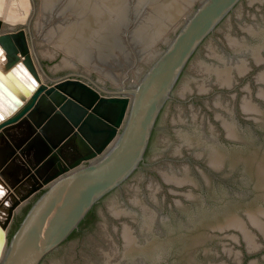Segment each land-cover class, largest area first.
<instances>
[{"label": "water", "instance_id": "obj_1", "mask_svg": "<svg viewBox=\"0 0 264 264\" xmlns=\"http://www.w3.org/2000/svg\"><path fill=\"white\" fill-rule=\"evenodd\" d=\"M242 1H197L180 18L172 36L167 37L164 48L142 76L131 81L127 71L114 88L74 70L55 77L45 70L36 53L31 26L37 8L35 0H30L32 20L27 31L0 23V46L7 58L5 70L0 69V264H42L78 228L95 204L121 188L144 162L155 122L174 97V89L183 84L180 94L192 90L189 79L198 77L195 71L213 77L219 85H230L233 71L244 72V62L225 61L218 55V46L210 45L221 36L215 31L227 19L228 29L232 30L236 23L254 33L256 26L250 19L254 11L247 5L264 4V0H246L238 6ZM224 35L236 39V34L230 31ZM202 45H207L208 54L220 63H204L207 50L203 51ZM250 52L255 60L260 59L256 49ZM193 80L197 89L204 91L205 86ZM165 113L166 124H170L176 113L170 106ZM225 125L227 134L233 135L231 126ZM191 136L186 129L180 134L186 142L191 141ZM164 140L170 143L174 139L167 135ZM207 155L211 165L222 164V156L213 146ZM258 166L264 189V166ZM143 177L134 184L132 194L136 196L148 188L152 199L155 186L145 179L147 176ZM164 178L176 183L184 181L168 173H164ZM33 198L18 227L9 235L16 214ZM139 199L145 202L138 195L134 198L135 205ZM109 200L108 207L114 213L128 210L119 197ZM142 212V226L148 229L153 216L145 207ZM263 214L261 207L245 211L249 223L261 232H264ZM128 224V228L123 226L120 230L125 246L121 259L144 252L147 247L137 243L131 233L134 227ZM247 226L237 215L218 224L220 229L240 230L249 249H254L261 240ZM105 231L111 233L109 225ZM91 233L84 234L88 243L94 237ZM222 242L227 257L210 264L238 263V248L229 239ZM102 261L117 263L108 257ZM245 263L258 264L251 260Z\"/></svg>", "mask_w": 264, "mask_h": 264}, {"label": "flooded vegetation", "instance_id": "obj_2", "mask_svg": "<svg viewBox=\"0 0 264 264\" xmlns=\"http://www.w3.org/2000/svg\"><path fill=\"white\" fill-rule=\"evenodd\" d=\"M247 7L254 11L250 16L252 25L256 26L254 33L236 23L232 30L228 29L227 19L215 31L221 36L214 44L210 43L218 46V55L225 61L244 62V72L233 71L230 85H219L213 77L193 71L198 77L189 79L192 90L180 94L183 84L174 89V97L155 122L140 168L121 188L95 204L78 228L42 264H103L105 257L116 264H210L227 257L224 239L231 240L239 250L236 258L240 257V261L236 264L250 260L264 264V232L253 227L245 215L248 208L264 209L263 177L258 166H264V4L248 3ZM228 31L236 34L238 42L225 37ZM201 48L207 50L204 63H220L208 54L207 45ZM251 49H256L259 60L250 54ZM193 79L205 86L204 91L197 89ZM167 106L176 113L170 124H166ZM225 124L231 126L233 135L227 134ZM185 129L192 135L190 142L180 137ZM167 135L174 140L170 143L164 140ZM210 146L222 156L219 167L208 162ZM164 173L184 181H166ZM144 175L155 186L154 198L145 188L136 194L145 202L139 199L135 205L132 189ZM110 197H119L128 210L111 211ZM35 198L21 208L16 221ZM142 207L153 216L148 229L141 223ZM232 215L247 222L249 231L262 241L256 248L249 249L240 230L218 228L219 223ZM261 217L264 221V214ZM128 223L134 227L130 231L137 243L147 247L144 252L121 259L125 246L120 230L123 226L128 228ZM108 225L111 233L105 231ZM87 232L94 236L89 243L84 239Z\"/></svg>", "mask_w": 264, "mask_h": 264}, {"label": "rangeland", "instance_id": "obj_3", "mask_svg": "<svg viewBox=\"0 0 264 264\" xmlns=\"http://www.w3.org/2000/svg\"><path fill=\"white\" fill-rule=\"evenodd\" d=\"M15 1V4H18V6H20H15L14 8L15 13L18 14L20 21L15 22L13 25L6 24V26H8V28L23 27L24 30H27V26L30 20H32L31 2L30 0ZM73 1L74 0H55L49 5H45L43 3V0H35L37 8L31 25L35 37V49L42 62V65L51 76L55 77L64 75L70 70H74L76 72L88 74L100 84L112 88L113 86H117V84L120 83L122 78H124V76L126 75L127 71L130 73L131 81L140 78L149 64L158 55L159 51L164 48V42L162 41V43L159 42L156 45L157 48L155 46L152 47V49H149L148 47L146 48L147 45L142 43V41H139L138 38L134 36V31H136V28H138L139 25L142 24V20L145 22L148 18L147 16L150 12V1L126 0L127 9L125 10L124 22H122L121 24L119 23L120 25L117 26H120L122 28L119 27L118 29L116 27L117 29H115L114 27L115 31L111 34H107L110 36H107L109 40L107 45L105 44L106 46L109 45L108 48L105 45H101L100 47L94 46L95 48H89L91 52L88 48H86L87 50L82 51V55L88 53L91 55V57L88 54H85V56H81V53L79 52L80 49H77V52L80 56L75 55V53L68 48H65V50L63 48L61 49L59 45H55L57 44V39L63 37L65 27L75 24L78 20L77 14L74 11L75 9H73L74 6L72 7V5H74ZM197 1L192 3V5L190 6V10L195 7ZM69 2H71L72 4ZM145 2H147V5L145 4ZM184 17L185 15H183V17L181 18L183 19ZM144 18L146 19L144 20ZM26 19L28 21H26ZM173 29H175V27ZM173 29L172 31L168 32L169 35H167V37L172 36L174 31ZM114 38L116 39V41ZM109 41L112 42H110L111 45H115L114 49L109 48L111 46ZM132 65H134V67L129 70L128 68H130ZM28 207L29 206L25 207L23 212H25ZM16 216L9 227V235H12L16 230V223L18 221H16Z\"/></svg>", "mask_w": 264, "mask_h": 264}, {"label": "bare ground", "instance_id": "obj_4", "mask_svg": "<svg viewBox=\"0 0 264 264\" xmlns=\"http://www.w3.org/2000/svg\"><path fill=\"white\" fill-rule=\"evenodd\" d=\"M54 1L55 0H43V3L45 5H49L51 2ZM149 1H150L149 3L150 12L148 16L146 15L148 18L147 19L144 18V20L146 19V21L144 22L142 20V24H140L139 27L136 28L137 30L134 31L135 33L134 32L133 33L134 36L138 38L139 41H142V43L147 45L146 48L148 47L149 49H152V47L154 46L156 47V45L159 42L166 41L167 35H169L168 32L172 31V29L176 27L180 18L183 17V15H186V13L190 11V6L192 5V3L196 2L197 0H149ZM15 2H16L15 0H0V23L3 24V26H6V24L13 25L15 22L20 21L18 14H16L14 10L15 6L16 7L18 6V4H15ZM73 2L74 5H72V7L74 6L73 9H75L74 11L77 14L78 20L76 21L75 24H73V20H72L73 25H69L68 27H65L63 32V37L58 38L56 41L57 44L55 43L54 44L59 45V47H61V49L63 48L64 50L65 48H68L72 50L75 53V55L78 56L80 55L78 54L77 49H80L79 52L81 53V56H85V54L88 53L82 55L83 50H87L86 48L89 49L94 46L100 47L101 45H105V44L107 45L109 40V38L107 37L109 35L107 34L113 33L117 28L119 29L120 26L119 27L117 26L120 25L122 22H124L125 10L127 9L126 0H74ZM145 4L147 5V2H145ZM26 21L28 20L26 19ZM110 42L111 41H109V43ZM112 45L109 48L114 49L115 45L114 44ZM108 46L106 47L108 48ZM76 47H80V48H76ZM6 62H7L6 52L0 46V69L3 71L5 70ZM1 257L2 254L0 255V259Z\"/></svg>", "mask_w": 264, "mask_h": 264}, {"label": "trees", "instance_id": "obj_5", "mask_svg": "<svg viewBox=\"0 0 264 264\" xmlns=\"http://www.w3.org/2000/svg\"><path fill=\"white\" fill-rule=\"evenodd\" d=\"M28 208H29V207H28ZM27 210H28V209L25 210L24 215H25V213L27 212ZM24 215H23V216H24ZM23 216H20V217H19L18 222H17V224H16V228L18 227V224H19L20 221L22 220Z\"/></svg>", "mask_w": 264, "mask_h": 264}]
</instances>
